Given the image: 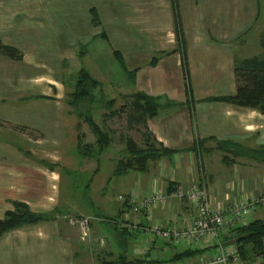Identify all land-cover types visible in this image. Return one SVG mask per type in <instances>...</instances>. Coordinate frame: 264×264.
Here are the masks:
<instances>
[{
    "label": "crops",
    "instance_id": "crops-1",
    "mask_svg": "<svg viewBox=\"0 0 264 264\" xmlns=\"http://www.w3.org/2000/svg\"><path fill=\"white\" fill-rule=\"evenodd\" d=\"M0 4L16 6L0 11V39L23 53L22 60L0 54V219L15 209L17 201L49 215L0 235V264H100L121 258L126 264H199L218 254L221 247L213 241L201 247L175 246L149 226L160 222L188 227L195 210L186 194L178 193L193 185L207 189L215 210H228L242 197L264 193V159L247 151L264 148V113L207 100L236 93V60L264 55L260 41L264 0H0ZM178 17L183 40L178 36ZM65 68H85L97 80L95 100L86 115L90 113L103 131L97 119L105 109H115L124 96L144 92L163 105L173 103L148 118L146 128L160 144L178 151L152 161L148 171L114 175L119 149L115 151L110 141L100 152L94 131L80 134L85 127L93 130L88 121L78 119L82 111L65 107V80L59 74ZM102 90L112 98L100 97ZM113 99L115 103H109ZM81 142L95 153L80 152ZM76 152L82 157L78 161ZM71 174H80L81 187L75 186ZM65 178L73 185L74 193L69 194L75 205L63 199ZM159 190L165 198L149 212H136L120 199L124 195L141 200ZM76 216L90 218V240L84 241L80 228L70 222ZM257 218H264L261 204L247 221ZM230 230H224V239H231ZM253 257L240 263L264 264L258 259L261 255Z\"/></svg>",
    "mask_w": 264,
    "mask_h": 264
},
{
    "label": "trees",
    "instance_id": "trees-1",
    "mask_svg": "<svg viewBox=\"0 0 264 264\" xmlns=\"http://www.w3.org/2000/svg\"><path fill=\"white\" fill-rule=\"evenodd\" d=\"M94 21L99 23L97 15L94 14ZM178 36L183 40V27L181 19L177 18ZM105 35V34H104ZM261 45L264 47V32L261 34ZM0 54L7 55L15 60H22L23 53L19 48L4 44L0 39ZM116 54H119L116 51ZM184 72L187 79V91L191 93L190 69L188 64L187 50L184 44L183 47ZM234 71L237 80V91L234 95L211 97L207 100H222L235 103L241 106L252 107L259 109L264 113V55H256L242 60H236ZM98 85L97 80L91 77L90 73L81 68L75 82L74 91L71 93L70 104H73L74 110H78L79 103L88 102L90 105L94 102V92ZM130 98L132 101L131 119L137 120L138 107L141 122H144L146 127L147 119L156 116L164 106H173V103L163 105L157 97L149 95L144 92H138L132 95L124 96ZM72 101V102H71ZM109 103L114 104L115 99L110 100ZM125 104L119 110L111 109L108 115H119L120 111L124 109ZM136 107V108H137ZM80 110V108H79ZM80 112V111H79ZM85 112V111H84ZM82 112V113H84ZM139 119V118H138ZM86 120L91 123L95 134L98 136L97 149L101 152L109 144V136L101 127L93 120L90 113L86 115ZM145 136L147 138L145 147L140 146L133 139L128 140L127 156L121 157L116 164L114 175H124L130 170L148 171L151 167V162L167 155H171L178 150L170 149L160 144L156 137L146 128ZM80 143V152L85 155H93L96 149L90 145H82ZM87 149H90L87 151ZM251 155H258L264 159V148L262 150L247 149ZM15 209L9 210L4 217L0 219V235L7 230L20 227L27 223H35L41 220L49 219V215L40 212H33L30 207L23 202H14ZM241 240L237 242L240 254L244 259L249 260L256 255H262L264 259V218L253 219L247 224L238 227L235 230ZM231 240L225 239V242ZM224 242V243H225ZM126 260L121 258L118 261L104 259L100 264H126Z\"/></svg>",
    "mask_w": 264,
    "mask_h": 264
},
{
    "label": "built area",
    "instance_id": "built-area-1",
    "mask_svg": "<svg viewBox=\"0 0 264 264\" xmlns=\"http://www.w3.org/2000/svg\"><path fill=\"white\" fill-rule=\"evenodd\" d=\"M186 194L189 204L194 208L195 215L190 225L180 228L177 225L163 224L156 222L149 226V231L157 237L170 241L175 246L190 245L201 247L206 241H213L220 245L221 249L214 257L207 259L199 264H238L241 262L239 246L235 240L238 237L235 231L238 227L248 223L251 211L261 202L264 196L242 197L235 202L228 210H215L210 204L209 194L206 188L200 185H193L187 191L178 193L181 197ZM165 195L162 191H157L146 195L141 200L136 197L120 196L134 206V211H151L159 202H162ZM73 225H77L82 233L84 240H90L92 235L91 220L86 216H76L70 218ZM234 228V229H233ZM225 229H231V241L228 246H223L225 239L223 233ZM233 229V230H232ZM228 238V237H227ZM104 244V238L100 239Z\"/></svg>",
    "mask_w": 264,
    "mask_h": 264
},
{
    "label": "rangeland",
    "instance_id": "rangeland-1",
    "mask_svg": "<svg viewBox=\"0 0 264 264\" xmlns=\"http://www.w3.org/2000/svg\"><path fill=\"white\" fill-rule=\"evenodd\" d=\"M15 7H16L15 5L0 4V11H1V13H6ZM18 7H22V6H18ZM29 8H30V5H29ZM7 16H9V18H15V17H13V15H7ZM79 71H80V69H77V68H75V69L65 68V69L60 70L59 74H61L63 80H65V83H64V85H65V91H64L65 97H64V99H65V104H66L65 107L66 108L71 107L74 109V107H73L74 103L70 104V100H71V93L74 91V88H75V80L78 77ZM107 95H108V99L112 98V94H110V93L107 94V92L105 90H102L100 92L99 96L104 98ZM123 104H125L124 109H122L120 111L119 115H116V116L108 115L109 112H111L110 111L111 109H105L104 113L103 114L101 113V117H99L97 119L98 122L100 123V125L102 126V128L104 129V132H106L108 134L109 142L112 141L111 143H113V145L115 147V151H117V149H119L121 157L127 156L126 148H127V144H128L129 139H133L140 146H143V147H145V142L147 140V138L145 136L146 127L144 125V122H141L140 113H138V107L135 106V110L137 111V120H135V119H131V117H130V114L132 112V108H131L132 107V101L130 98H122V100H120V103L117 106H115L114 108L116 110H119ZM89 106H90V104L88 102L86 104L85 103H79L78 104L77 109L80 108V110L82 112L85 111L84 113H82V115L78 119H81V121H88V120H86V111L89 108ZM88 124H89V126L91 125L90 122H88ZM20 129L25 130V131L27 130L26 128H20ZM93 131H94V129L91 132L90 128L88 130V128L85 127L83 130H81L80 134L81 133L82 134L88 133V132L90 134H92L95 132V131L94 132ZM66 137H67V135H66ZM68 137H70V136H68ZM68 137H67V142L69 141ZM84 142H86V138H85ZM47 145H49V144H47ZM82 145H86V144L82 143ZM63 149L65 150L66 146ZM89 150L90 149H87V151H89ZM68 152L70 153L69 149H67V153ZM65 153H66V151H65ZM77 155L78 154L76 152V156ZM107 155L113 156V153L108 152ZM114 155L116 156V158L118 157L116 152H114ZM79 158H82V157L78 155L77 161L79 160ZM102 165L107 166L108 164L102 163ZM58 170H60V169H58ZM80 173H81V171H80ZM66 177L69 178L70 175L67 174ZM71 177L76 179V182L74 183L75 186L78 185L81 187L82 184L84 183V180L80 177V174L79 175L71 174ZM67 178H65L63 180V184H62L63 199H67L66 203H69L70 205H75L77 203L74 202V200L72 199L73 197L70 196V194H69V193L74 191V188H73V185L71 184V182L69 181V179H67ZM75 192H76V190H75ZM262 195L264 196V193ZM121 196H124V195H121ZM260 202H261L260 204L264 208V201H260ZM84 207H86V206H84ZM88 209H92V208L90 206H88ZM126 218L129 219L128 216H126ZM91 237H92V235H91ZM103 237L105 238V236H103ZM142 242H144V241H142ZM242 259H244V258L241 255V262H242ZM258 259L261 261L264 260L263 257H259ZM244 260H247V259H244ZM247 261L250 262L249 260H247ZM238 264H241V263L239 262Z\"/></svg>",
    "mask_w": 264,
    "mask_h": 264
},
{
    "label": "water",
    "instance_id": "water-1",
    "mask_svg": "<svg viewBox=\"0 0 264 264\" xmlns=\"http://www.w3.org/2000/svg\"><path fill=\"white\" fill-rule=\"evenodd\" d=\"M235 240H236V242H239V241L241 240V237L238 236V237L235 238ZM229 243H230V242H225V243L223 244V246H228Z\"/></svg>",
    "mask_w": 264,
    "mask_h": 264
}]
</instances>
